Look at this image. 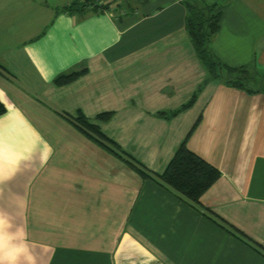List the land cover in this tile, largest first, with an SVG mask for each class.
<instances>
[{"label":"crops","instance_id":"obj_1","mask_svg":"<svg viewBox=\"0 0 264 264\" xmlns=\"http://www.w3.org/2000/svg\"><path fill=\"white\" fill-rule=\"evenodd\" d=\"M203 1L222 11L214 54L264 71V0ZM186 16L184 0H0V264H264L67 118L157 173L195 126L188 148L221 171L201 208L264 246V93L208 79Z\"/></svg>","mask_w":264,"mask_h":264},{"label":"trees","instance_id":"obj_2","mask_svg":"<svg viewBox=\"0 0 264 264\" xmlns=\"http://www.w3.org/2000/svg\"><path fill=\"white\" fill-rule=\"evenodd\" d=\"M74 4L77 5L78 3L74 2L72 5ZM184 5L187 9L186 28L197 54L207 70L208 79H219L231 87L244 89L250 93H264V71L259 70L255 66H231L214 54L211 43L221 26L222 11L219 6L208 4L203 0H184ZM84 8L85 5H82L81 9ZM0 70L5 72V68L1 64ZM86 72L87 68H83L63 73L55 79V82L59 85L69 84ZM196 97L197 93L193 95L189 103L183 105V108L190 106ZM6 110V106L0 101V116ZM110 115L111 112H104L99 114L96 119L107 121ZM67 118L91 139L136 170L143 178L153 179L189 204L203 210L215 222L236 234L264 255V246L247 237L242 231L231 226V224L211 211L209 212L212 214L208 213L209 208H201L202 195L219 179L221 171L188 148L187 140L195 126H193L189 134L179 144L165 171L157 173L149 169L128 153L119 143L107 136L102 131L99 123L88 118L82 111H79V114L75 118L71 116H67Z\"/></svg>","mask_w":264,"mask_h":264},{"label":"rangeland","instance_id":"obj_3","mask_svg":"<svg viewBox=\"0 0 264 264\" xmlns=\"http://www.w3.org/2000/svg\"><path fill=\"white\" fill-rule=\"evenodd\" d=\"M140 4V3H139ZM140 6H141V4H140Z\"/></svg>","mask_w":264,"mask_h":264}]
</instances>
